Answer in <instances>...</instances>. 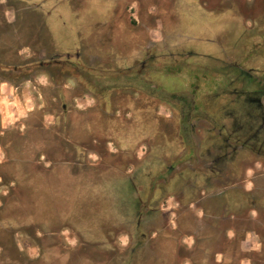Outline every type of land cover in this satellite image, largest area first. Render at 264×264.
I'll list each match as a JSON object with an SVG mask.
<instances>
[{"label":"rangeland","instance_id":"obj_1","mask_svg":"<svg viewBox=\"0 0 264 264\" xmlns=\"http://www.w3.org/2000/svg\"><path fill=\"white\" fill-rule=\"evenodd\" d=\"M132 1L138 27L157 31L112 52L121 0H0V264H264V158L238 151L216 173L207 155L208 116L223 103L207 94L231 87L235 62L264 79V26L237 42L221 6ZM12 5L27 10L16 32ZM79 48L96 82L112 77L102 96L69 63L36 65ZM127 67L138 75L115 77ZM180 106L193 145L179 135ZM248 180L262 185L254 207L250 191L211 192Z\"/></svg>","mask_w":264,"mask_h":264},{"label":"trees","instance_id":"obj_2","mask_svg":"<svg viewBox=\"0 0 264 264\" xmlns=\"http://www.w3.org/2000/svg\"><path fill=\"white\" fill-rule=\"evenodd\" d=\"M252 43L256 44L255 36L252 39ZM246 48H243L244 56L242 59L245 63H248L250 62L251 57L249 56L250 52L246 51ZM60 62L69 63L73 67L75 74L80 77V80L84 81V83L88 82L91 85L94 84L93 86L95 87H93V90L100 96H102V90L99 91L101 89L100 86L102 84L108 85V81L112 78H108L105 76L102 77L103 80L96 82L93 75L88 73V71L92 68L84 66L78 58L74 59L72 57L70 58L69 56H66L64 60H60ZM235 63L232 64V66L235 67V69L238 71V74L230 75L228 83L231 84V87L226 90L218 88L212 91L210 93L211 95L207 94V100H215L216 105H218L217 100H223V103L220 107L217 108L216 112L213 111V113L215 114L214 117H216V119L208 116V118H210L211 120V123L213 124V128L217 131L216 134L211 137V139H208V141H211L209 148H214L217 153L213 155L210 154V152H207L208 157L211 158L214 171H216V167H218L219 164L234 159L238 151L247 152L248 150L250 153L264 158V127L260 129L258 127V124L261 122L262 114H260V117L257 119L256 108L254 106V103L251 101L244 102L241 109L238 107L236 102L239 90L245 91V93L248 95H254L256 93L264 94V79L261 76L251 74V72L253 73V71H255L254 67L249 66L252 68L251 70H248V68L239 69V67H237ZM116 73L118 74H116L115 77L120 76L121 78H130L133 74L135 76L138 75L137 72L133 73L132 67L118 69V72ZM238 83H241L242 88L241 86L240 88L237 87L236 84ZM219 89L220 92H218ZM209 101H206L207 105ZM184 107L185 106H180L178 108H175L180 112L179 135L181 136V139L182 141H184L185 145H193L190 132L191 130L189 127V114L185 113ZM192 107L194 109L195 105H193ZM199 112L197 113V115H203L202 111L200 112V114ZM247 112H249L250 114H247ZM207 113L205 114L208 115ZM225 119H228V122ZM239 124H243L244 127L239 128ZM185 137L186 140L184 139ZM216 139H218L219 141ZM169 168L171 171L174 168V165L169 166Z\"/></svg>","mask_w":264,"mask_h":264},{"label":"flooded vegetation","instance_id":"obj_3","mask_svg":"<svg viewBox=\"0 0 264 264\" xmlns=\"http://www.w3.org/2000/svg\"><path fill=\"white\" fill-rule=\"evenodd\" d=\"M152 1H154V0H151V2H149L148 4L152 3ZM199 1L202 4H205L206 7L210 6L212 9L213 8L219 9V8L223 7L225 10L233 12V15L235 16L236 20L234 21V23H235L234 26H232L233 27V29H232L233 35L232 36H233V38L236 39L237 42H239L241 40L244 41L245 38L251 37V34H250L251 31H253L259 27L264 26V0H222L223 1L222 5H220V3H221L220 0L218 1V5L215 2L216 0L215 1L212 0L215 2V4H212V3L208 4L209 0H206L205 2L204 1L202 2V0H199ZM121 2L123 3L122 13L119 15L118 20L112 25V28H111L110 34H109L111 36L110 37V40H111L110 44L113 47V49L111 50L112 52L113 51H121L120 48L122 46L126 47L127 44L128 45H131L132 43L136 44V42H137L136 37L139 36V33H141L142 36H144L146 34H147L146 36H148V35L151 36L152 31H157V30H154L153 28H149V26H147V25H145L143 27H138L139 25L141 26V20L139 18L137 19L136 14H134V10H135L134 2L132 0H121ZM35 5L38 6V4H35ZM12 6H13V9L16 11L15 12V18H14V21L12 23V25L14 26V29H15L14 32H16L17 20L25 17L27 10L21 12V9L24 7H20V5H19V7H16L15 5H12ZM17 11H18V13H17ZM127 11L130 13V15H132L131 20L133 19V22L134 21L136 22V24H134V25L137 27L136 30H134L133 33H131V34H127L125 32V30L128 28L129 22H130L129 16H128L127 20L125 18H122V15L124 14V16H125ZM26 17H27V15H26ZM139 28H141V29H139ZM123 29H125V30H123ZM152 36H153L152 38L158 37V35H156V36L152 35ZM131 40H133V42ZM116 43H120V47H117L118 45ZM129 43H131V44H129ZM155 43H156L155 40L148 38L147 40L143 41V44H141V48L139 51L140 52H148L149 49L147 47L145 48L144 45L147 44L150 46L151 44L154 45ZM81 50H82L81 48L73 50L72 52L66 54L65 57L69 56L70 58L71 57L74 59L78 58L81 60L80 54L83 51V50L82 51ZM59 57H60V55L57 52H55V54L52 55V57H51L52 60H49V61L41 60V61L37 62L36 65L40 66V67H46L48 65L53 66V65L63 64L60 62V60H58V59H60ZM136 59H138V58H136ZM0 63L4 64V62H1V61H0ZM235 64L237 67H239V69L243 68L240 65V63L237 62ZM1 69L7 70L8 67L0 65V70ZM251 69H252L251 67H248V70H251ZM16 70H17L16 68H12V71H16ZM238 93L239 94H238L237 100H236L238 107L241 109L242 104L246 101L253 102L254 106L256 108V112H257V116H256L257 119L260 117V114H262L261 122L258 124V127H259V129L264 127V99H263L264 94L256 93L254 95H248L245 93V91H242V90H239ZM239 112H241V111H239ZM247 114H250V113L247 112ZM243 127H244L243 124H239V128H243ZM219 165H221V164H219ZM221 170H223L222 167L218 166V171H216V173L221 171ZM226 188L230 189L229 193L233 192V193H236L238 195L245 196L244 189L242 187L240 188L238 183L231 184L230 186L225 185L222 189L225 190ZM222 189H220V190H222ZM253 189L255 190V188H253ZM250 191H251L250 198L253 201V195L256 193H254V191L252 192V190H250ZM230 197L232 198V196H230ZM252 201H250L251 203L249 202L248 206L254 207V201L253 202ZM210 208L212 209V207H210ZM210 208H209V210H210ZM221 209H222V207H221ZM139 224H140V222L138 219L137 225H139Z\"/></svg>","mask_w":264,"mask_h":264},{"label":"crops","instance_id":"obj_4","mask_svg":"<svg viewBox=\"0 0 264 264\" xmlns=\"http://www.w3.org/2000/svg\"><path fill=\"white\" fill-rule=\"evenodd\" d=\"M205 2L206 0H202V2ZM215 1V0H214ZM214 1H208V4H215V2H216V4L218 5V1L219 0H216L215 2ZM214 2V3H213ZM242 164V163H241ZM219 167H222V169L224 170V169H226V167L228 166V164H227V162H225V163H222L221 165H218ZM239 167V166H238ZM240 168V167H239ZM241 169V168H240ZM246 169H247V171H249V170H253L252 169V167L251 166H247L246 167ZM216 171H218V167H216ZM212 179H213V181H220V179H219V177H218V175H214V177H212ZM259 181L260 182H264V174L262 175V178H259ZM211 182V181H210ZM248 182H251V187L250 188H246L247 186H246V184H239V186H240V188L242 187L243 189H244V191H250V190H253V188H254V181L253 180H248ZM225 185L224 184H222V187H221V184L220 185H217V187H216V190L215 191H211L212 193H218L219 191H221L220 189H222L223 187H224ZM230 186V185H229ZM256 186H258V187H261L262 185H259V184H257ZM256 186H255V188H256ZM206 187H208V186H206ZM220 187V188H219ZM251 192V191H250ZM201 193H202V195H200L201 197L202 196H205V195H203V193H204V191H201ZM257 194V193H256ZM207 195V194H206ZM213 201L212 200H210V204L212 203ZM193 203V202H192ZM209 204V205H210ZM251 211L253 212L254 211V209L252 208L251 209ZM250 211V212H251ZM205 212H203L202 210H201V215L203 216V214H204ZM256 218V217H255ZM232 232V235L234 236V232L233 231H231ZM254 232H256V231H254ZM232 236V237H233ZM228 237H230V236H228Z\"/></svg>","mask_w":264,"mask_h":264}]
</instances>
